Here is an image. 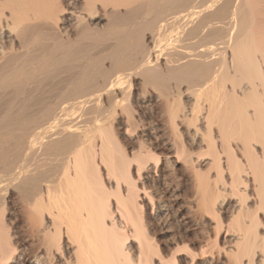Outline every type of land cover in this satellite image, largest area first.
I'll return each instance as SVG.
<instances>
[{
  "label": "bare ground",
  "instance_id": "1",
  "mask_svg": "<svg viewBox=\"0 0 264 264\" xmlns=\"http://www.w3.org/2000/svg\"><path fill=\"white\" fill-rule=\"evenodd\" d=\"M0 264H264V0H0Z\"/></svg>",
  "mask_w": 264,
  "mask_h": 264
},
{
  "label": "rangeland",
  "instance_id": "2",
  "mask_svg": "<svg viewBox=\"0 0 264 264\" xmlns=\"http://www.w3.org/2000/svg\"><path fill=\"white\" fill-rule=\"evenodd\" d=\"M132 82H134V83H132L133 84L132 87H133L134 91H137L138 89L140 90L142 88L140 78L132 79ZM136 101H137V104H136ZM140 101L141 100L138 101L135 99V100H133V104H134V107L136 106L139 110V111L136 110L137 108L135 107L136 113L138 111V113L136 115L138 117L142 116L144 121H145L144 124H146V126L148 127V130H147V132H148L147 137H149L148 140L150 141V139H152V143H155V146H158L159 151L166 152L167 150L163 146V141H164L163 139H164L165 135H164L163 130L161 129L162 119L159 117L158 107H157V103L155 102V99H150L146 102H144L143 100H142V102H140ZM141 103L142 104L144 103V104L142 105ZM140 112H141V115H140ZM151 135H153V136H151ZM155 135H156V137H158V139L156 141L153 140L155 138L154 137ZM173 167L174 168H172L171 170H174V171H171L168 175L166 174L168 177L166 179L169 183H171L174 187H176V191L174 192L175 200H174V198H171L172 203L174 204L173 205L174 214H175L174 216H176V217H174L175 220L173 219L174 224L178 223V225L183 226L190 233H192V232H195L196 226L189 219V217L186 213V210H185V200H186V195H187V190H188L187 189L188 188L187 176L183 172V168L180 165L173 166ZM150 184H152V186L155 188H157L159 186V185H156L157 184L156 182H151ZM160 188H161V186H160ZM172 197H173V195H172Z\"/></svg>",
  "mask_w": 264,
  "mask_h": 264
}]
</instances>
